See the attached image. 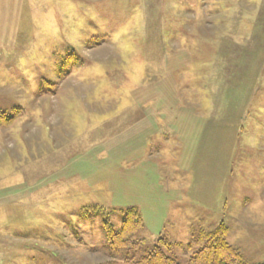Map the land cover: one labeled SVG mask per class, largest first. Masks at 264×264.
Here are the masks:
<instances>
[{"label":"rangeland","instance_id":"374dc122","mask_svg":"<svg viewBox=\"0 0 264 264\" xmlns=\"http://www.w3.org/2000/svg\"><path fill=\"white\" fill-rule=\"evenodd\" d=\"M221 226L264 264V0H0V264H187Z\"/></svg>","mask_w":264,"mask_h":264},{"label":"trees","instance_id":"16d2710c","mask_svg":"<svg viewBox=\"0 0 264 264\" xmlns=\"http://www.w3.org/2000/svg\"><path fill=\"white\" fill-rule=\"evenodd\" d=\"M139 222L138 219L136 222L129 218L120 233L116 232L113 225L107 224L106 233L111 248L129 251L141 249L142 243L140 246V244H134L132 240L136 230L140 227L137 225ZM225 230L224 226H221L211 233L201 232L199 241L202 243V248L190 257L187 264H245L240 252L227 242ZM166 251L165 245L160 243L144 256L138 259H129L126 264H179Z\"/></svg>","mask_w":264,"mask_h":264}]
</instances>
